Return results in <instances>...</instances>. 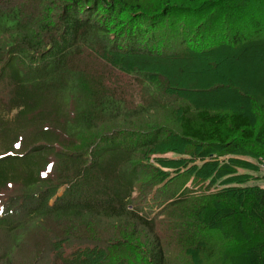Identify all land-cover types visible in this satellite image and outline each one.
<instances>
[{"label":"trees","instance_id":"1","mask_svg":"<svg viewBox=\"0 0 264 264\" xmlns=\"http://www.w3.org/2000/svg\"><path fill=\"white\" fill-rule=\"evenodd\" d=\"M248 53L264 0H0V264H264Z\"/></svg>","mask_w":264,"mask_h":264},{"label":"rangeland","instance_id":"2","mask_svg":"<svg viewBox=\"0 0 264 264\" xmlns=\"http://www.w3.org/2000/svg\"><path fill=\"white\" fill-rule=\"evenodd\" d=\"M238 54V53H236ZM249 54V53H248ZM237 55H235L236 57ZM256 56V57H255ZM235 59V58H232ZM83 63L88 66H95L97 64L103 65L102 61L94 56L87 55L83 58ZM105 64V63H104ZM235 70V75L238 77H244L248 81L256 83V85H264V57H259V54H249L245 59L235 63V60L231 62ZM116 75L114 77L115 83L124 80L125 75L118 70H115ZM123 84L127 92H129L134 99L138 100V86L134 84H129V80H124ZM263 84V85H262ZM264 89V87H262ZM258 121V120H257ZM239 171H245L244 169H239ZM253 174L257 175V179H253V184L264 185V164L260 163L259 171H252Z\"/></svg>","mask_w":264,"mask_h":264}]
</instances>
